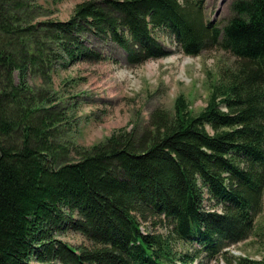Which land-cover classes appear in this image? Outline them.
<instances>
[{
  "label": "trees",
  "instance_id": "1",
  "mask_svg": "<svg viewBox=\"0 0 264 264\" xmlns=\"http://www.w3.org/2000/svg\"><path fill=\"white\" fill-rule=\"evenodd\" d=\"M22 6L0 0V264H191L176 243L212 255L245 238L264 196V0H235L222 29L204 0H89L69 21L28 25L13 17ZM158 35L189 56L231 53L207 105L195 115L179 96L172 118L112 134L76 161L51 158L68 114L26 73L48 80L55 65L102 62L99 40L142 65L167 56ZM69 231L84 243L58 238Z\"/></svg>",
  "mask_w": 264,
  "mask_h": 264
},
{
  "label": "rangeland",
  "instance_id": "2",
  "mask_svg": "<svg viewBox=\"0 0 264 264\" xmlns=\"http://www.w3.org/2000/svg\"><path fill=\"white\" fill-rule=\"evenodd\" d=\"M85 1L89 0H22V8L13 9V17L21 19L24 25L47 20L65 22L72 17L76 5ZM233 1L204 0L207 19L221 26L226 24L232 14ZM158 36L168 56L142 65L131 66L125 51L110 41L99 40L92 43L105 55L102 62H78L68 68L55 65L48 80L29 71L26 73L25 81L36 94L54 100L52 110L68 112L69 120L58 125L57 137H51L55 146V150L49 152L54 155L51 158L55 161L59 158V164L76 161L80 152L105 143L112 134L140 132L150 126L155 115L168 114L172 118L179 96L185 97L195 115L207 105L211 87L219 81L221 70L233 67L235 59L231 53L213 49L198 57H189L176 41ZM58 145L65 149L59 150L61 157L56 151ZM204 205L208 209L210 204ZM257 222V226L264 224V212ZM58 238L74 247L85 241L83 236L71 231ZM194 247L197 245L176 243L177 252H190ZM226 250H229L226 254L231 264L240 256L251 261L264 260V242L259 237L253 236ZM194 259L191 264H228L224 253L209 261Z\"/></svg>",
  "mask_w": 264,
  "mask_h": 264
},
{
  "label": "bare ground",
  "instance_id": "3",
  "mask_svg": "<svg viewBox=\"0 0 264 264\" xmlns=\"http://www.w3.org/2000/svg\"><path fill=\"white\" fill-rule=\"evenodd\" d=\"M77 65H78V64H77ZM28 77H29V76H28ZM16 84H17V83H16ZM29 87H30V86H29ZM185 105H186V104H185ZM185 110H186V109H185ZM186 111H187V110H186ZM60 112H61V111H60ZM180 112H181V111H180ZM67 113H68V112H67ZM57 114H58V113H57ZM190 114H191V113H190ZM72 115H73V114H72ZM72 115H71V116H72ZM62 119H63V118H62ZM67 119H68V118H67ZM68 120H69V119H68ZM68 120H67V121H68Z\"/></svg>",
  "mask_w": 264,
  "mask_h": 264
}]
</instances>
